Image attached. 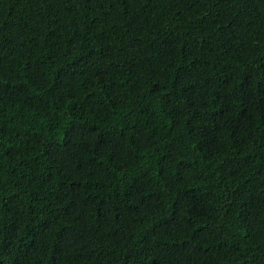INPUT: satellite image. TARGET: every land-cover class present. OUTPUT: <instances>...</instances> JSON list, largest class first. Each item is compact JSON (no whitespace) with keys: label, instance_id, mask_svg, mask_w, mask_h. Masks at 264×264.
I'll return each instance as SVG.
<instances>
[{"label":"trees","instance_id":"trees-1","mask_svg":"<svg viewBox=\"0 0 264 264\" xmlns=\"http://www.w3.org/2000/svg\"><path fill=\"white\" fill-rule=\"evenodd\" d=\"M0 264H264V0H0Z\"/></svg>","mask_w":264,"mask_h":264}]
</instances>
